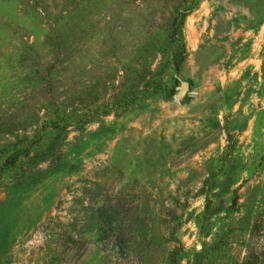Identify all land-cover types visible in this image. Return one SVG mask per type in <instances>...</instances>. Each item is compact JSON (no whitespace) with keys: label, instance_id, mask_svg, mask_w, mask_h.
<instances>
[{"label":"rangeland","instance_id":"obj_1","mask_svg":"<svg viewBox=\"0 0 264 264\" xmlns=\"http://www.w3.org/2000/svg\"><path fill=\"white\" fill-rule=\"evenodd\" d=\"M263 182L264 0H0V264H239Z\"/></svg>","mask_w":264,"mask_h":264},{"label":"trees","instance_id":"obj_2","mask_svg":"<svg viewBox=\"0 0 264 264\" xmlns=\"http://www.w3.org/2000/svg\"><path fill=\"white\" fill-rule=\"evenodd\" d=\"M262 188H263V191H264V182L262 183ZM204 205H203V209H202V212H201V216L206 218V216H209L211 213L214 212L213 209H215V206H211L210 205V196H208L207 194H205L204 196ZM231 202L234 203V199L232 198L231 199ZM230 206L227 205L225 206V208H229ZM102 209V206L101 208L99 209V212H98V215L101 216L103 214V209ZM104 213L106 216H102L104 219V225L100 226L101 230L103 231L104 229H111L112 227L113 228H117L118 231H121L123 228L121 227V225H117L115 226L114 224V216L116 215L115 214V210L112 209L110 206H109V209H107L106 207H104ZM256 225V224H254ZM112 228V229H113ZM121 229V230H119ZM206 233V232H204ZM264 236V234H263ZM116 245H118L119 247H126V245H124V243H121L119 240H117V242H115ZM205 244H206V241L205 240H201V248H204L205 247ZM239 264H264V241L261 242L260 244H258L257 246H254V245H247L246 247V250H245V254L242 256Z\"/></svg>","mask_w":264,"mask_h":264},{"label":"water","instance_id":"obj_3","mask_svg":"<svg viewBox=\"0 0 264 264\" xmlns=\"http://www.w3.org/2000/svg\"><path fill=\"white\" fill-rule=\"evenodd\" d=\"M183 87H184V84L182 83V84L179 86V88H178V90L176 91V93H175L176 96H177L178 94L181 93V91L183 90Z\"/></svg>","mask_w":264,"mask_h":264}]
</instances>
